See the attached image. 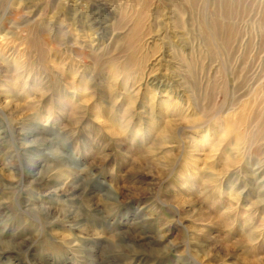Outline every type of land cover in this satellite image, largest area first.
I'll return each mask as SVG.
<instances>
[{"label": "rangeland", "instance_id": "1", "mask_svg": "<svg viewBox=\"0 0 264 264\" xmlns=\"http://www.w3.org/2000/svg\"><path fill=\"white\" fill-rule=\"evenodd\" d=\"M87 2L0 0V264H264V0Z\"/></svg>", "mask_w": 264, "mask_h": 264}, {"label": "bare ground", "instance_id": "2", "mask_svg": "<svg viewBox=\"0 0 264 264\" xmlns=\"http://www.w3.org/2000/svg\"><path fill=\"white\" fill-rule=\"evenodd\" d=\"M63 1H64L63 5H65L68 10H72L73 11V10H75V8L77 6V2L79 0H75V1L63 0ZM112 6L113 5L111 4V0H88L87 5L85 6V10H84L85 11L84 12L85 18H83V19H86V22L88 23V27L92 28L94 26H100V17L102 16L100 14L102 13L103 15L109 16L110 14H112V11H113V8H114V7L112 8ZM72 21L74 22V24H76L77 22H80L79 15L77 14V12L73 13ZM63 35H66V34L63 33ZM61 37H62V35H61ZM157 88H160V87L158 86Z\"/></svg>", "mask_w": 264, "mask_h": 264}]
</instances>
